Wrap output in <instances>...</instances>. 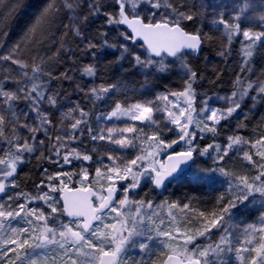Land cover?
Listing matches in <instances>:
<instances>
[{"label":"snow or ice","instance_id":"1","mask_svg":"<svg viewBox=\"0 0 264 264\" xmlns=\"http://www.w3.org/2000/svg\"><path fill=\"white\" fill-rule=\"evenodd\" d=\"M261 6L264 7V0H261ZM81 7H87L90 15H100L103 11L108 25H126L131 30V36L126 31L118 32V36L124 40L141 38L147 46V55H137L134 49L130 50L125 44H110L106 33H101L104 40L102 46L88 40L87 50L122 49L119 59L132 56L134 67L139 66L142 70L155 68L156 73L171 71V67L178 61L186 77L184 88L182 91L159 93L154 100L127 106L117 101L114 109L104 116L108 120L127 117L132 121L149 122L148 131L151 134L135 124L108 127L107 136L103 134L104 128L96 132L92 127H87V136L93 142L107 140L120 149H136V141L139 140L146 144V147L139 148V154L133 159L125 158L122 153L115 155L110 150L107 159L111 163L105 164L98 160L93 181H89L88 169L82 167L80 182L82 185L88 182L90 187L82 186L68 195L71 190L68 189L67 180H71V174L62 171L48 174V170L44 169L43 175L47 183L41 180L36 185L37 194L13 191L9 195L10 191L19 188L15 176L25 154L46 148L51 155L41 151L40 158L52 164L67 165L73 159L83 162L93 160L87 150L78 151L69 146L72 142H80V135L84 134L85 126L88 125V112L80 110L78 105L75 109L61 113L59 123L63 126L65 121H70L68 130L63 135L57 131L53 137L51 128L54 127V112L50 109L57 108L59 93L50 90V81L57 77L41 66L44 63L43 57L39 63L33 58L31 74L27 70L30 65L21 58V46L29 41L39 43L33 38L39 33L43 39L61 11H67L75 27L79 22L77 10ZM200 7L203 5H197L193 0H111L110 5H105L103 0H49V4L25 33L20 44L0 55V62L11 61V64L18 65L21 70L16 75L0 79V141L8 145L7 149H0V194L7 197L0 203V264H129L124 259V252L129 244L138 246L141 252L149 250L148 243L137 241L136 238L139 237H143L145 241L165 238L160 242L166 251L161 252L160 256H166V259H158L153 264H213L209 257H215L217 264H227L223 259L226 253H234L237 264H264V212L258 223L248 224L242 233L233 234V228L238 229V226L231 223L233 210L246 205L250 197L254 201L253 193L260 194L264 207V132L254 140L240 135L239 130L247 127L248 117L245 115L243 120L238 121L233 133L227 136L225 145L215 142L221 121H228L234 114L238 115L243 109L245 98L251 100L252 107L256 106L258 100L264 102V71L255 78L244 75L255 73V69L250 67L252 61L247 60L233 82L234 90L230 95L220 97L225 101L226 107L212 108L205 101L204 107L197 112L193 107V101L197 98L193 86L198 74L188 66L186 57L191 53L198 54L206 36L199 31H185L184 23L202 16ZM251 7L245 0L235 19L239 21L241 15ZM107 8L112 11H106ZM259 20L264 23V14L260 15ZM217 22L227 29L229 43L241 34L239 23L233 24L223 18L213 21ZM75 34L82 35L79 30ZM242 36L240 43L245 57H252L253 49L258 44H264V30H243ZM62 49L63 44L57 49V53ZM57 53H53L49 59H54ZM221 55L227 56L228 53L223 52ZM165 57L171 59L165 62ZM77 70L82 76L97 75L95 63ZM60 76L65 80L72 79L67 72ZM78 89L85 91L82 85H78ZM115 90V85H94L85 91V95L90 100H101ZM20 103L25 105L24 109L18 108ZM251 110L248 109L249 112ZM77 111L78 116L74 114ZM154 112L162 113V118H155ZM193 113L197 115L194 116ZM9 114L12 119H8ZM261 123H264V117ZM9 124L12 127L10 134L7 132ZM151 125H156V128L153 129ZM24 130L29 133L26 137L19 134ZM165 132H176L178 138L167 141L163 135ZM38 133H43L47 139H41ZM205 133L212 134L213 143L198 149L195 146L196 138L199 136L204 139ZM179 142H184L187 148L175 152L173 145ZM241 145H248L250 150L242 151L238 147ZM169 149H172L171 153L168 152ZM233 150L242 151L243 160L251 169L256 170L255 175L251 171L234 173L221 165L220 162ZM197 151L201 156L212 155L215 167L201 169L195 175L187 176L180 166L192 160L193 153ZM161 152L168 157L166 167L157 160ZM213 173L225 178L227 188L218 194L212 210L194 206L195 198H188V202L181 207L179 201L170 202L167 199L155 204L152 199L147 198L148 193L139 199L133 196V193L139 195L142 179L150 180L153 186L151 190L155 191L166 189L169 183L177 180L191 181L193 184L214 182L211 176ZM56 181H60L59 185ZM117 181L123 183L118 186ZM97 184L100 185L99 188H96ZM43 188H47V191H43ZM56 192L62 193V209L59 207L60 200L52 195ZM37 201L42 202L44 207L30 206L31 202ZM133 208L134 211L131 210ZM164 208L168 210V222L156 211ZM173 210L185 217L183 224L177 220ZM61 216L68 219L62 220ZM157 219L159 223H156ZM13 221L16 222L15 226ZM192 222H198L200 226L193 230L189 227ZM213 230L220 232L215 242L203 246L195 244L197 237L211 240ZM190 245L194 246L190 248ZM252 253L255 255H251ZM136 264L145 262L136 261Z\"/></svg>","mask_w":264,"mask_h":264},{"label":"rangeland","instance_id":"2","mask_svg":"<svg viewBox=\"0 0 264 264\" xmlns=\"http://www.w3.org/2000/svg\"><path fill=\"white\" fill-rule=\"evenodd\" d=\"M6 0H0V3L4 5ZM197 5H203V7L199 8V11L203 13L202 16L197 17L198 22V30L201 34H204L206 38L203 41V48L198 53H191L186 57V63L188 66L197 73L194 68V59L199 62V66L201 67V73L198 75V79H210V77H214L217 74H220L222 71L225 73V81L221 87L217 89L216 92H212L204 97L196 98L193 101V107L197 109V112L201 107H204V102H208V106L212 108H224L226 107V103L224 100H221L220 97L230 95L234 90L233 82L237 78V74L241 73V69L246 63L247 60H251L252 63L250 67L255 69V73H245L244 75H252L255 78L256 75H259L261 71H264V44H258L256 48L253 49L252 57H245L243 53V45L240 41L243 40L242 31L243 30H252V31H261L264 30V23L259 20L260 15L264 14V7L261 6V0H246L247 3L252 5L251 8L245 13H243L237 21L235 19L238 9L242 6L245 0H193ZM43 3V5H41ZM39 4V14L37 16L34 8L37 6V3L32 1H23L22 8H17V18L28 17L33 19L31 25L36 21L37 17L40 16L44 8L49 4V0L42 1ZM105 5H110L111 0H103ZM21 4V3H20ZM41 6V7H40ZM16 7V4H14ZM106 11H112L111 8L105 9ZM79 14V22L75 27H73L72 20L69 17L67 11H61L60 15L55 19V21L59 25L58 32H54L52 29L47 30L44 34L43 39L39 33L33 38L35 41H39V43H34L33 41H29L26 44L22 45L21 58L30 65L27 69L31 74V66L33 58L36 59V62H40V58H44V63L41 65L42 67L49 70L56 79L50 85V90L53 92H58V105L56 109H50L54 112V127L51 128V132L53 137L56 132L59 131L61 135L64 134V131H67V125L70 121H65V124L60 125V120L62 119L61 113L66 112L68 109H75L78 105L80 106V110L88 112L86 107L81 104L78 95H76L70 86H74L78 93L82 95V97L90 102L92 100L89 99L88 96L85 95V91H87L92 86L99 85H115L116 90L112 91L109 95L105 97V103L103 105L102 110L97 116L94 130L99 132L100 128H104L105 132L103 133L107 136L106 129L108 127H124L126 124H135L138 128H142L146 133L151 134L149 129V122H140V121H132L127 117H122L117 120L115 118L108 120L104 119V116L109 114L115 107V103L117 101L121 102L122 105L127 106L129 104H134L137 102H143L145 100H154L155 97L159 93H165L170 91H182L184 88V79L185 73L184 70L180 68L179 62L177 61L174 66L171 67V71L167 73H156L155 68L151 70H142L139 66L134 65V59L132 56H128L127 59H119L121 56L122 49L117 48H100V49H91L87 50L86 45L88 40H91L93 43L98 46H102L104 44V40L101 37V33H106L108 42L110 44L120 45L125 44L129 47L130 50L134 49L135 54H144L147 55L146 49L138 42H133L132 39L124 40L123 37L118 36V32H127V29L123 26H115L108 25L106 20V16L103 14V11L100 15H90L87 7H81L77 10ZM85 17L87 19L85 20ZM220 18H223L225 21H229L233 24L239 23V27L241 29V34L238 36L236 44L233 45V41L229 43L227 39V29L224 28V25L217 23H213V21H219ZM65 25L68 27L66 28ZM2 26H0V44L3 46L0 47V55L6 54L11 50L12 47H15L17 44H20L22 39L25 36V33L28 31L23 29L16 35L14 34H5L4 31H1ZM30 28V27H29ZM76 30H79L82 35L77 36L75 34ZM23 32V33H22ZM130 36V35H129ZM235 38V37H234ZM63 44V49L57 53V49L61 48ZM227 52L228 55L224 56L221 53ZM53 53H57L54 59H49V57L53 56ZM95 53V56L93 55ZM143 58V57H142ZM171 58L165 57V62L170 60ZM90 63H95L97 66V75L95 77L82 76L80 69L84 65H88ZM18 65L11 64V61L0 62V79H3L6 76H13L16 73L20 72ZM67 72L69 76L72 77L71 80H65L61 78L60 74ZM198 74V73H197ZM147 81V83H145ZM67 82L69 84H67ZM78 85H82L85 91H80L78 89ZM48 91V90H46ZM175 99L174 97L172 98ZM250 99L245 98V102L243 104V109L239 112L238 115L234 114L233 118H231L234 122L238 121L241 117L245 115H249V112L246 108V103L249 102ZM264 104V102H263ZM47 107V105H45ZM19 109H24L25 105L20 103L18 105ZM75 115H79V112H75ZM194 116L197 113H193ZM162 113H155V118H162ZM8 119H12L10 114L8 115ZM211 124V122H208ZM223 121H221V124ZM218 126V135L215 137V142L225 145L227 143V136L233 133L235 127H224L222 125ZM153 129L156 128V125H151ZM169 127H173L169 125ZM190 127H193L190 125ZM12 131V127L9 124L7 126V132L10 134ZM261 132H264V126L260 130L259 134L255 136L253 132L249 134H242L245 138L256 139ZM22 137H26L29 133L24 130L19 133ZM41 139H47L44 137L43 133L37 134ZM129 135V134H125ZM166 137L167 141H171L172 139H177L176 132H165L163 134ZM211 137V143H213V136L211 133H205V137ZM146 139V137H145ZM201 140L199 136L196 138V147L198 149V142ZM23 140H21V143ZM33 143H35L33 141ZM137 148H128V149H120L116 145L110 144L107 140L104 141H96L93 142V148L95 151H91L90 154L93 156V160L89 162H83L81 160H77L80 169L75 171L72 168L64 169L60 165V163L52 164L48 160L40 158L41 151L45 152L46 155H51V153L47 152L46 148H41L39 151L31 153L35 158L41 161L46 162L45 169L48 170V174H54L56 172H64L71 174V180H67L68 187H71L70 184L72 182L76 183V186H91L90 183L85 182V184H81V176L79 175L82 167L87 168L89 171V181H93L95 177V169L98 166L97 161L102 160L105 164L111 163L107 159V155L111 150L115 155H121L127 159H133L137 154H139V148L141 146L146 147V144L143 140L136 141ZM72 148H76L79 150H85L82 146L77 144L76 142H72L70 145ZM207 146V145H206ZM205 146V147H206ZM244 150H250L248 145L238 146ZM8 145L4 141H0V149H7ZM175 152L186 150L187 145L184 142H179L176 145H173ZM242 151L237 152L235 150L231 151L229 156L225 158L224 161L220 162L222 166L226 168V170L232 171L234 173H243L247 171H251L253 175L256 174L255 169H251V166L247 164L246 161L242 158ZM169 153L172 152V149L168 150ZM214 155V151L210 150ZM195 160L190 165L188 169L184 171V174L187 176L195 175L201 169L212 168L213 160L212 155H199V152H194ZM2 155V153H0ZM165 153L161 152L157 157V160L164 164ZM55 159V157H53ZM255 159H259V157H254ZM123 161H118V163H122ZM160 163L157 164V167L160 166ZM19 166V165H18ZM202 175H208L207 173H201ZM212 180L214 182L202 181L200 184H203L207 187L216 188L217 192L224 191L227 188V184L224 182L225 178L219 176L218 173L211 174ZM45 182L46 177H45ZM59 185L60 181L55 182ZM121 181H117V185L119 186ZM179 183H191V181H174L172 183V187L166 188L164 191H156L157 193L152 194L151 189L153 188L151 185V181L147 179H142V187L139 190V195L133 193V196L136 199L145 196V193H148V199H152L155 204H160L165 199L171 201H178L179 199L174 195L172 189ZM199 185V184H194ZM107 186L106 184L104 185ZM100 185L97 184L96 188H99ZM15 192H22V190L14 189L9 192V195ZM43 191H47V188H44ZM52 195L59 200V192L52 193ZM255 200L253 201L252 197L249 198V202L240 206L237 209H234L231 213L232 220L231 223L233 225H237V228H233V234H239L243 232L244 227L248 224L258 223L259 217L262 212H264V207H262V198L259 193H253ZM7 199L4 194H0V203H3ZM23 202V201H21ZM181 207L183 205V201L180 202ZM31 207H44L42 202H31ZM61 207V203L59 204ZM134 211V208L131 209ZM46 211H50V209H46ZM158 214H162L163 218L166 222H168V210L167 208L156 209ZM174 214H176L177 220L183 224L185 222V217L182 214H179L177 210H173ZM66 221V219H65ZM15 226L16 222H12ZM156 223H159V220H156ZM198 222H192L189 224L193 230L199 227ZM220 235L218 230H213L211 234V240H207L204 237H197L195 244H199L201 246L206 245L209 242H215ZM243 239V236L239 237ZM138 242L143 241L149 244V250L146 252H141L138 246L133 247L131 244L127 246L126 251L124 252V259L129 262V264H136V261H144L145 264H153L155 259H159L160 253L165 252L166 249L163 247V244L160 242L165 239L163 237L155 238L152 241H145L143 237L136 238ZM194 245H190L189 247H193ZM11 255V254H10ZM248 255V254H246ZM251 255H255L252 253ZM164 258V256L162 257ZM156 259V261H157ZM212 260L213 264H217L215 257H209ZM223 259L227 261V264H237L235 262L234 253H226L223 256ZM160 260V259H159Z\"/></svg>","mask_w":264,"mask_h":264},{"label":"trees","instance_id":"3","mask_svg":"<svg viewBox=\"0 0 264 264\" xmlns=\"http://www.w3.org/2000/svg\"><path fill=\"white\" fill-rule=\"evenodd\" d=\"M23 1H32V0H6V2L3 4L0 3V26H2L1 31H4L5 34H14L16 35L23 29L31 27V22L33 19L28 17H22L17 18V8H22V2ZM37 4H41L44 0H34ZM21 3V4H20ZM14 4H16V7H14ZM43 5V3L41 4ZM39 14V13H38ZM36 14L35 16H37ZM55 27H59L58 23L55 21L53 26L50 29H53ZM184 29L189 33H195L198 30V22L197 19H195L192 22H185L184 23ZM49 30V29H48ZM47 32V31H46ZM23 33V32H22ZM19 37V35H16ZM238 38H233V45L236 44ZM203 48V46H202ZM202 50V49H201ZM194 68L197 71L198 75L201 73V67L199 66V62L194 59ZM54 80V79H53ZM53 80L50 81V85L53 82ZM225 81V73L222 71L220 74L215 75L214 77H210V79H197L194 84V91L197 95V98L204 97L211 93L214 89L219 88L223 85ZM67 84H69L67 82ZM70 88L73 90V92L78 95L79 100L81 101V104L86 107L88 111V125L85 126V132L83 135H80V133H76V135H80V142H76L80 146H82L85 150H87L90 154V152L93 149V144L91 139L87 136V127L90 126L94 128L95 122L97 119L98 114L103 108V105L105 103V98L101 100H92L90 102L86 101L80 93L77 92L76 88L72 85ZM247 110L251 108V112H249V115L247 116V127L244 129H240L239 132L242 134H249L253 132L255 136H257L262 129V126H264V123H261L262 117H264V104L261 101H257V104L255 107H252L251 100L246 103ZM245 117V116H244ZM244 117H241L239 120H243ZM238 120V121H239ZM238 121L234 122L232 119L228 121H223L221 124L224 127H235L238 123ZM211 137H205L204 139L199 140L198 146L199 148H204L206 145L210 144ZM194 154V153H193ZM91 155V154H90ZM195 156V154H194ZM45 161L38 160L34 157L33 154H25L23 157V163H21L18 166V171L16 173L15 179L17 183L19 184V190H22L23 193H28L30 195H35L38 193V190L36 188V185L40 183L41 180H45V176L43 175V171L46 166ZM62 168L64 169H70L77 171L80 169L78 161L76 159H73L71 164L64 165L60 163ZM215 167V165L213 164ZM172 181L168 184V187H172ZM71 187H75L77 184L72 182L70 184ZM44 190V188H43ZM166 189H163L164 191ZM172 192H174V195L179 199L178 201L183 203L188 202V198H195L193 200L194 206H197L201 209H208L212 210L215 205L216 197L218 196L219 192H217L216 188L207 187L203 184L194 185L191 183H179L176 186L173 187ZM152 194L157 193L156 191H152ZM62 220H65L63 216H61ZM163 256L159 257L160 260L164 259ZM158 258V257H157ZM156 258V259H157ZM155 259V261H156ZM158 260V259H157Z\"/></svg>","mask_w":264,"mask_h":264},{"label":"water","instance_id":"4","mask_svg":"<svg viewBox=\"0 0 264 264\" xmlns=\"http://www.w3.org/2000/svg\"><path fill=\"white\" fill-rule=\"evenodd\" d=\"M126 29H127V26L126 25H123ZM129 35L131 36V30L130 29H127ZM186 31V30H185ZM133 42H138L140 43L145 49H146V45L144 44V41L141 39V38H136V39H132ZM203 46V44H202ZM202 47L199 49L198 53L201 51ZM196 54V53H195ZM155 59H159V58H155ZM181 152V151H179ZM195 160V156L193 154V158L192 160H189L187 161L185 164H182L180 166V169H183V171H185L186 169H188L190 167V165L194 162ZM169 161H168V157L166 155L165 157V160H164V165L165 167L168 165ZM180 169H178V171H180ZM87 187H90V186H87ZM153 187V186H152ZM81 188V186H75V187H68V189L71 190V192H68V195H71L72 193H75L76 189H79ZM163 189V188H162ZM162 189H159V190H155V191H161ZM67 192V190H66ZM61 196H62V193L59 192V200H60V203H61V209L63 208V200L61 199ZM64 218L67 220L68 218L66 216H64ZM164 259H166V256L164 257Z\"/></svg>","mask_w":264,"mask_h":264},{"label":"bare ground","instance_id":"5","mask_svg":"<svg viewBox=\"0 0 264 264\" xmlns=\"http://www.w3.org/2000/svg\"><path fill=\"white\" fill-rule=\"evenodd\" d=\"M37 7L39 8V4H37V6L34 8L36 14L39 13V10L37 9ZM40 7H41V6H40ZM52 30H53L54 32H58V31H60L61 29L59 30V28L55 27V28H53ZM217 89H218V88L214 89L212 92H216ZM212 92H211V93H212ZM209 94H210V93H209Z\"/></svg>","mask_w":264,"mask_h":264}]
</instances>
